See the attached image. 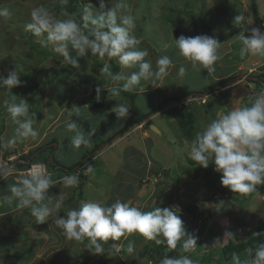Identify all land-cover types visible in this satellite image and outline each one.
<instances>
[{"label":"rangeland","instance_id":"obj_1","mask_svg":"<svg viewBox=\"0 0 264 264\" xmlns=\"http://www.w3.org/2000/svg\"><path fill=\"white\" fill-rule=\"evenodd\" d=\"M69 1L61 3L60 0H0V8L7 7L11 12V16L8 18L0 17V73L6 76V70L16 68L21 75V81L24 82L26 76H23L22 73L27 69L37 75L36 81L40 84L37 88L22 85L13 87L11 92L6 87L0 86V146L4 148L6 142L14 135L16 127L11 122L3 101L8 100L12 95H16L17 102L20 98L25 99L30 104L31 111L36 113V123L33 127L38 130L39 135L35 139L30 138L17 142L13 147L27 152L54 136L57 140L47 146V148H51L53 145L54 148L50 151L44 146L43 154L38 156V160L45 163H48L45 156H49L51 164L48 167L53 174L52 179L60 178L66 175V172L64 169L58 170L57 166H52L51 154H54L60 163L70 166L78 162L96 144L101 143L93 154L100 152L91 161L85 162L90 166V170L85 171V168L81 167V171L88 176L83 185L82 198L79 201H76L77 192L73 193L74 188H66L58 183L59 181L55 186L48 189L46 195L53 201L57 198L59 191V193L65 191L66 198L70 194H74L75 201L72 199L67 203L65 198L66 207H62L58 215L66 214L67 210L71 208H78L83 201H94L109 206L116 199H120L125 202L130 201L133 206L139 207L143 211H151L154 207L176 206L180 209V218L189 227L190 233L197 237L195 251L185 253V255L195 259V256L201 257L210 253L212 260L208 264H233L232 259L228 262L219 260L221 246L229 240L237 241L247 238L248 231L256 225L260 218L264 217V193L252 192L240 196L231 192L226 197L227 199L223 200L227 207H221L217 210L215 208L216 203H218L217 199H211L210 191L202 185V176L194 180L184 173V169L189 166L188 158L190 157L192 141L180 136L177 123L172 120L170 112L160 111L151 118L152 123L158 124L164 130H161L159 134H152L154 137L156 136L157 139H155L159 143L151 148L148 157L145 150V158L142 156L141 160L132 159L134 151L123 143H114V140L119 134H121L119 137L130 135L131 132L126 134L117 131L127 125L128 121L131 120L130 118L136 116L137 106H142L146 110L150 109L151 106L162 102L167 95L172 94L174 89H185L204 94L207 92L208 86L218 83L219 77L226 76V73L240 76L237 77L238 79H234L235 81L232 80L233 83L223 84L224 87L221 84L216 85H221L223 89L230 87L220 94L210 95L207 98L205 106L208 111L202 110L203 106L200 104L191 102L190 106L196 113L195 135L201 132L212 120L217 119L220 113L238 108L235 104L239 103L243 96L249 95L251 97L250 93L257 90L255 89L257 88L256 83L253 84L252 81L249 82L248 80L239 81V79L247 74H260L261 70L264 69V67L262 68L264 58L252 55L241 58L239 55L241 44L238 36L243 32L247 36L249 29L261 26L253 19L252 0H125L129 5L130 13L135 17L136 24L142 26L144 30V35L139 39L141 41L140 47L148 50L147 59L152 61L154 69L160 56L168 54L178 56L179 50L175 47L174 39L178 38L182 31L189 37L194 36L190 29L191 25L187 27L177 26V22L181 23L185 21V18H188L186 20L189 22L193 20L196 22V35L212 34L219 42L221 41V52L220 50L218 52L222 55V59L215 64V71L208 74L204 69L200 71L193 69L190 62L181 56L180 61L178 58L176 63L173 61V67L169 69V74L163 80H142L140 86L131 89L130 91H139V94L135 95L134 98L132 97L133 103L132 100L127 101L121 94H115L107 96L99 109L91 108L92 102L89 95L94 84L101 78L99 75L101 67L105 63H109L107 57L100 59L89 53L82 57L78 68L67 72L71 65L59 53L55 52L51 45L46 48L51 52V55L41 65L35 61L37 57L30 48L31 43L40 46L36 42L37 38L30 31L25 30V25L30 22L31 10L42 6L54 13L58 19H64L66 18L62 15L64 11H57L56 6L67 5ZM106 2L108 5H106L105 11L107 7L114 6L118 0H106ZM224 2L228 5L236 3L235 9L237 10H229ZM256 2L264 20V0H256ZM170 4L180 11L187 9V13H175L174 19L170 22L167 21L166 8ZM87 5L89 4L83 6ZM93 6L98 7V4ZM93 11L96 9L94 8ZM239 14L245 16V21L240 25L236 24L234 20V17ZM188 21L186 23H189ZM201 22L215 30H209L206 33ZM166 44L168 45L167 48L165 47ZM115 60L118 61L117 58ZM181 66L186 68L183 76L178 74ZM54 69L58 70V74L61 76L56 75V79L51 81L50 79L55 73ZM121 73L128 75L130 70L121 69ZM44 80L45 84L43 83ZM123 83L124 81L115 82L111 80L108 88L118 87V85L123 87ZM146 83L149 84L148 86L153 85L154 88H146ZM22 88H25L24 91H21ZM158 88L160 91L157 90ZM229 95L233 97L225 104L227 106H223L216 112L219 103L224 104L226 101L224 99ZM82 97L83 102L82 99L77 100ZM166 103L162 105L165 106ZM119 105H125L129 108L127 118L116 117L114 111ZM84 106L87 109H83ZM242 106H245L244 101L241 103ZM212 107L214 108L213 113H216L215 118H211L210 109ZM88 109L91 110V115L88 114ZM71 122H75L78 130L90 138L89 146L82 145L78 149L73 147L71 141L75 132L70 131L67 127ZM146 131L148 134L151 132V130ZM92 132H94L93 135H91ZM110 136H112L110 143L114 144L108 147L104 143H107L105 140ZM136 142L135 139H132L131 144L140 147L141 144ZM142 143L143 145L146 144ZM143 145L140 148H144ZM10 148L7 147L8 150ZM147 148L150 147L147 146ZM89 155L87 154L83 161ZM117 163L122 165H116ZM143 165L146 167L141 170ZM209 166L214 165L210 163ZM156 168L161 171L157 177H153L147 172L144 178L138 179L143 175L138 173ZM163 172H167V177L163 175ZM135 178L138 179L135 184L141 183L143 189L139 196L132 195L135 191L133 188ZM199 184L200 186L195 191H191ZM221 186L223 185L221 184ZM223 188L229 190L226 186ZM186 191L191 192L188 194ZM140 198H142L141 201ZM186 201L195 202L199 208L206 212L205 214L211 217L206 227L202 228L198 223L193 224L191 222V218L182 209V204ZM44 202L47 203V200ZM13 210L14 207L6 213L9 215L0 216V220H2L0 222V264H99L102 261L100 257L102 253L100 255L94 254L92 253L94 248H88L87 238L83 241L69 240L63 234V230L54 223L55 217L54 219L49 217L44 223L38 224L36 217L31 214L29 208ZM123 240L125 238L122 237L115 243L107 241L103 244L104 251L110 250L113 244L121 245L123 248ZM126 241L127 246L129 242H132L133 252L111 253L109 258L103 259L105 260L104 263L125 264L123 257L127 256L133 260V263L129 264H151L147 260H143L141 254L151 241L145 240L138 233L128 236ZM248 252L249 249H246L241 255H238L245 264L249 262Z\"/></svg>","mask_w":264,"mask_h":264},{"label":"clouds","instance_id":"obj_2","mask_svg":"<svg viewBox=\"0 0 264 264\" xmlns=\"http://www.w3.org/2000/svg\"><path fill=\"white\" fill-rule=\"evenodd\" d=\"M60 2L67 3V0H60ZM106 5H108L106 0H99L98 7L89 3L83 8L79 21L75 18L76 14L74 13L63 12L62 15L66 18L58 19L47 8L35 7L30 12V22L25 25V30L30 31L37 38L36 42L40 46L47 48L51 45L54 51L74 68L79 67L78 57H85L90 53L100 59L117 58L123 69H137L124 75L123 73L113 74L108 63H105L101 68V73L112 81H124L123 89L125 91L140 85L142 80H163L169 74V69L176 63V59L178 58L180 61L181 56L190 62L193 69L198 71L204 69L208 74L215 71V64L222 59V55L219 54L222 47L212 34H210L211 36L201 34L187 37V34L182 31V34L174 39L175 47L179 50L178 56L175 57V54L160 56L154 69L152 61L147 59L148 50L141 48V41L133 35L136 24L135 17L129 11V5L125 0H118L114 6L107 7L105 11ZM94 8L96 11H93ZM10 16L11 12L7 7L0 8V17L8 18ZM234 20L236 24L240 25L245 21V16L236 15ZM178 25L181 26L177 22ZM259 26V28L249 29L247 36L244 32L238 36L241 44L239 49L241 58L246 55L264 58V33L261 32L264 30V20ZM165 47L167 48L168 45L166 44ZM73 51L76 53L75 57L71 54ZM173 61L175 62L173 63ZM263 67L264 65H262ZM6 72V76L0 73V86L6 87L11 92L13 87L21 86L23 81H21V75L16 68L6 70ZM185 72L184 66L178 70L180 76H183ZM261 72H264V69ZM228 74L219 77V80L232 75ZM248 75L241 76L239 81L247 80ZM229 83H233V81L227 82L225 85ZM221 85L204 94L180 89L181 92H191L181 102L186 106H190L191 102L205 106L210 95L220 94L230 87L223 89L225 85L223 87ZM96 91V99L99 100L100 88H97ZM256 92L257 90H254L250 93L251 97L247 95L246 98L254 97ZM171 102L169 100L166 104ZM3 104L11 122L16 126L14 135L4 145L6 149L11 147V151L5 153L4 148L0 146V158H12L9 159L8 165H0V179L10 176L15 181L10 186L11 195L4 197L3 203L11 205L15 201L17 208H29L38 224L44 223L49 217L54 216V223L63 230V234L69 240L83 241L87 238L88 248H94L92 253L97 255L104 252L103 244L110 239L119 241L122 237L127 239L134 233L140 234L147 241L155 242L156 245H166L169 251L175 250L181 241L183 253L195 251L197 237L186 232L179 215L180 209L176 206L154 207L151 211H143L139 207L133 206L130 201L125 202L120 199H116L109 206L94 201H83L78 208H71L67 210L66 214L58 215L60 209L66 207L64 203L65 191L57 192L55 201L50 199L46 193L51 186L56 185L57 181L51 178L53 174L49 167L45 162H33L29 168L18 167L17 162L21 161L20 155L26 154L30 149L24 152L13 147L17 142L30 138L35 139L39 135L38 130L33 127L36 123V113L31 111V106L25 99L20 98L17 102L16 95L3 101ZM204 109L207 110L206 107H203L202 110ZM210 110L213 113L214 108L212 107ZM215 111L217 112V108ZM114 112L117 118H127L129 108L119 105ZM151 117L136 125L129 127L125 125L127 128L121 133L128 134L132 130L147 129V123L150 128V125L153 124L148 122V119ZM215 117L216 113L214 116L211 115V118ZM67 127L70 131L75 132L71 141L73 147L78 149L82 145L85 147L90 145V138L78 130L75 122L69 123ZM111 144L112 142L106 146ZM35 153L25 162L29 163L37 155ZM190 159L205 169L212 163L214 171L221 173L220 182L229 190H225L219 182L217 186L225 190L224 196L221 197L222 193L219 191L210 192L211 199H217L218 203L215 207L217 210L227 207L224 201L231 192L244 195L252 192L264 193L254 191L257 185L264 184V89L260 90L258 96L249 105L245 103V106L220 113L217 119L212 120L201 132H198L191 145ZM86 164L82 166L85 171L88 166ZM152 176L157 177L158 175ZM60 182L66 188L76 187L79 184V178L76 175L66 174L60 178ZM45 200L47 203L44 202ZM111 247L115 253L122 251L121 245L113 244ZM133 250V244L129 242L127 252L132 253ZM232 261L233 264H245L236 253L232 254ZM160 264H199V262L189 255H181L177 258L166 256ZM247 264H264V243L257 245L254 257Z\"/></svg>","mask_w":264,"mask_h":264},{"label":"trees","instance_id":"obj_3","mask_svg":"<svg viewBox=\"0 0 264 264\" xmlns=\"http://www.w3.org/2000/svg\"><path fill=\"white\" fill-rule=\"evenodd\" d=\"M91 3L92 5H96L99 4V0H70L69 4L67 5H58L56 6V10L57 11H64L67 12L69 14H76L75 18L79 21L80 20V16L82 13V10L85 6H83L84 4H89ZM225 6L227 8H229V10L231 9L232 11H236L237 9H235V7H237L236 3H232L231 5L227 4L226 2ZM174 5L170 4L166 9H167V21H171L174 19V15L175 13H187V9H184L182 11L178 10L177 8L173 7ZM234 7V8H232ZM190 11V8H189ZM252 16L253 19L255 20V22H257L258 24H262L263 22V18L261 16V13L258 10L257 7V2L256 0H252ZM188 18H185V21H182L181 27L182 26H190V29L193 33L194 36H196V30H197V24L196 22L193 20L191 22H189L188 20H186ZM181 20H183V18H181ZM186 21H188L189 23H186ZM184 23H186L184 25ZM136 24V22H135ZM201 26L203 28H205L206 32H208V29L213 30V28L208 27V25H206L204 22H201ZM182 30V29H181ZM135 32H133V34L138 38H142L141 36L144 35V30L142 29V26H139L136 24V27L134 29ZM176 32V30H175ZM192 36V37H194ZM211 36V35H210ZM187 37H189L187 35ZM144 40V39H143ZM221 42V41H220ZM30 48L35 52V55L37 57V60H35L38 65H41V63L48 57L51 55V52H49L45 47H41L38 45H33L32 43L30 44ZM73 57L76 56V53L73 52L72 53ZM78 62L79 64L82 61V57H78ZM111 66V72L113 74H120L121 73V69H123L119 62L115 60V58H112L109 60V63ZM103 67V66H102ZM101 67V68H102ZM75 68L74 67H70V70H68L67 72L73 71ZM130 72L132 71H136L137 69H129ZM54 74L52 76V78L50 79L51 81H53V79H56V75H58V77H60L61 75H59V71L54 69ZM23 76H26V78L28 77V80H26L22 83V86H29L32 88H37L39 87V83L36 81V74H33L30 72V70L25 69L23 71ZM100 75V80L98 82H96V84H94V87L92 88L91 94L89 95V99L91 100L92 104H90L91 108H101L102 105L104 104L106 97L110 96V95H115V94H121L123 97H125V99L128 100H132L133 103V99L135 95L139 94V91H125L123 89L122 86L118 85V87H114V88H108V84L110 83L111 79H109L107 76L103 75L101 73V71L99 72ZM237 75H230L224 79H221L218 81V83L216 84H225L227 82H230L234 79H236ZM87 80V79H86ZM247 80L252 81L253 83H256L257 86V92L255 94L254 97L250 98H245V103L246 105H249L251 103L252 100H254L257 96L258 93L260 92V90L264 89V72H261L260 74H249ZM150 82V81H149ZM43 83L45 84V80L43 81ZM143 83V82H142ZM216 84L208 86L206 88V91L211 92L215 87ZM146 85L148 86L149 84L146 83ZM140 86V85H137ZM26 88V87H25ZM24 88V89H25ZM100 88V92H99V96L100 99L97 100L96 96H97V91L96 89ZM24 89L22 88L21 91ZM158 91H160V89H157ZM169 93V92H168ZM189 94H191L190 91H183L181 92V90H177L174 89V92L172 94L167 95V97H165L162 102L157 103L154 106H151L150 109H145L144 107L140 106V107H136V116H133L132 119L130 121H128L127 126H132V125H136L137 123H140L141 121H143L144 119H147L149 117H151L152 115H155L156 113H158L159 111H167L170 112L171 118L172 120H174L177 123V129L180 133V136H182L183 138L190 140L193 142V140L195 139L196 135H195V119H196V113L195 110L192 109L191 106H186L184 104H182L181 100L185 99ZM82 99V98H78L77 100ZM167 100L172 101L169 104H166L165 106L162 105L163 103H166ZM204 108L206 106H203ZM83 109H87L86 106L82 107ZM140 110H139V109ZM82 109V110H83ZM88 114L91 115L92 112L91 110L88 109ZM212 116L215 115L214 113H211ZM127 126H123L120 129H118L117 132H123L126 130ZM53 130V129H52ZM113 136V135H112ZM108 137V139H106L105 141H107V143L104 144H110L111 141V137ZM57 140L54 136H51V138H49L48 140H46L44 143L38 145L37 147L33 148L32 150L28 151L26 154H21L20 155V159L21 161H18V167L20 168H29L30 164L33 162H42L40 160H38V156H40L41 154H43L42 150L44 148V146H46L45 148H47L48 144L53 141ZM103 142V141H101ZM56 143V142H55ZM101 143L96 144L94 147H92V149L87 152L86 154H84L81 159L76 162L73 165H65L60 163L55 157L54 154H52V166H57L58 170H65L66 174L71 176V175H76L79 178V184L76 187H72L73 189V193L77 192V196H76V201H79L81 197V193H82V189H83V185L85 184V181L87 179V174L83 171H81V167L83 165H85V162L87 161H91L93 156L96 154H93L94 150L97 149L99 147ZM52 148H54V146L52 145L51 148H47L50 151L52 150ZM4 152L8 153L11 150L6 149V147H4ZM37 151V155L34 156L29 163H26L25 161L27 159L31 158V155L34 154ZM87 154H90L89 157L83 161V159L86 157ZM44 157V156H43ZM46 157V161H48L47 166H49V164H51L49 162V156H45ZM55 158V159H54ZM189 161V166L187 168L184 169V173L196 180L197 178H199L200 176H202L203 179V185L204 188L207 189L208 191L212 192V193H216L217 191H219L220 193H222L221 197L224 196L225 190H222L221 188H219L217 185L220 182L221 179V173H218L216 171H214V166H209L208 168H203L200 167L199 165H196L195 161H192L190 159V157L188 158ZM44 162V161H43ZM61 165V167H59ZM87 165V164H86ZM50 169V168H49ZM89 170V165L87 166V170ZM159 173L158 169H154L151 170V175H155L157 176ZM163 176V175H162ZM51 178H53V176H51ZM255 192L260 191V192H264V184L261 185H257L256 189L254 190ZM240 196H243L244 194H240L237 193ZM79 195V196H78ZM211 197V195H210ZM72 199H74L73 201H75L74 198V194H70L69 197L67 196L66 198V202L69 203ZM69 206V204H68ZM182 209L183 211L191 218V222L193 224H197L200 227H206V225L208 224L209 220H210V216H208L207 214H205L206 212H204L201 208H199V206L195 203V202H183L182 204ZM183 225L184 228L186 230V232L190 233L189 231V227L185 224L184 220H183ZM110 243H115V241L113 240H109ZM89 243V241H88ZM260 243H264V217L260 218L258 220V222L256 223V225L254 227H252L247 234V238L246 239H239L237 241H232L229 240L227 243L223 244L221 246V253L219 257V260L222 262H228L229 260L232 259V254L236 253L237 255H241V253L246 250L249 249L248 252V257H249V261L254 257L255 255V249L257 247L258 244ZM123 244V248H122V252L126 253L127 252V241L126 239L122 241ZM182 247V241L180 243H178L177 248L175 250L169 251L166 247V245H156L155 242L151 241L146 248L143 249L142 254V258L143 260H147L148 262H151V264H160V262L167 256V257H173V258H177L181 255H185V253L182 252L181 250ZM111 253H114V250L112 249V247L110 248V250H106L104 251L100 257L102 258V261L99 264H106L104 263L106 258H109L108 256H110ZM215 253V252H214ZM125 255V254H124ZM119 259V258H118ZM123 260L125 262V264H129V263H133V260L130 259L129 257H123ZM199 262V264H208L212 258H211V254H204L201 257H196L195 259Z\"/></svg>","mask_w":264,"mask_h":264},{"label":"crops","instance_id":"obj_4","mask_svg":"<svg viewBox=\"0 0 264 264\" xmlns=\"http://www.w3.org/2000/svg\"><path fill=\"white\" fill-rule=\"evenodd\" d=\"M178 27H181V26H178ZM182 31V30H181ZM226 74H228V73H226ZM223 76V75H222ZM153 86V85H152ZM152 86H147L146 88H150V89H152V88H154V86L152 87ZM231 97H233V96H229L227 99H225L226 101H225V103L224 104H220L219 102V107L217 108V111L218 110H220V108H222L223 106H227V105H225V104H227V102H229L230 100H231ZM246 98V95L245 96H243L242 98H241V101H239V103H236L235 105H236V107H241V103L244 101V99ZM238 99V97L236 98V100ZM244 105V104H243ZM155 116V115H154ZM153 116V117H154ZM152 118V117H151ZM151 118L150 119H148L149 121L148 122H150V123H152L151 122ZM130 119H132V118H130ZM155 127H156V129H157V132L156 131H154V130H152V128H148L149 127V125H148V123H147V125L146 126H148L147 127V129H145V128H142V129H136V130H132L131 131V133H129L130 135H128L127 137L125 136V135H122L121 137H117V139H115L114 140V143H123V144H125V145H127V147H129L131 150H133L134 151V153H132V159H137V160H141L142 159V156H143V158H145V153H144V151L146 150L147 151V153H146V155H147V157H148V154H150V151H151V148L154 146V145H156L157 143H159V141L158 140H156L157 138H156V136L154 137L152 134L153 133H157V134H159V132H161V130H164L163 129V127H161V126H159L158 124H154V123H152ZM146 130H151V132H149V134H148V131H146ZM128 133V132H127ZM133 135V136H132ZM125 136V137H124ZM129 136H131L130 138H128ZM134 137V138H133ZM122 138V139H121ZM156 138V139H155ZM132 139H135V141H137V142H139L141 145H143V143L142 142H144V143H146L145 145H143V147L144 148H140V147H142L141 145H140V147L139 146H135V145H132L131 144V142H132ZM120 142H119V141ZM116 141V142H115ZM136 142V143H137ZM114 143H112V144H114ZM111 144V145H112ZM137 145V144H136ZM192 145V144H191ZM110 146V145H109ZM108 146V147H109ZM147 146H149L150 148H147L146 149V147ZM143 151V152H142ZM146 161V160H145ZM139 162V161H138ZM145 163V162H144ZM146 163H147V161H146ZM153 163H155L154 161H153ZM116 165H119V163H117ZM122 165V164H121ZM121 165H119V166H121ZM150 165H151V163H150ZM139 167V166H138ZM146 167V165L144 166H142L140 169L141 170H144V168ZM150 168V167H149ZM147 169V168H146ZM156 169H158V168H156ZM155 169V170H156ZM151 170H154V169H151ZM158 171H159V173H161V171L158 169ZM148 172V174L150 175L151 174V171H145V172H143V173H138L139 175H141V174H143L142 176H140V178H138V179H141V178H144V176H145V173H147ZM158 173V174H159ZM162 175V174H161ZM163 175L164 176H166L167 177V172H163ZM61 178V177H60ZM60 178H57L56 179V181H59L58 183H61L62 185H63V183L62 182H60ZM138 179H134L135 181L133 182V188L135 189V191H134V193L132 194V195H140V192L143 190L142 189V185H140L139 184V182H137L136 184H135V182L138 180ZM8 181H9V186H8ZM15 183V181L13 180V177L11 178L10 176H7V177H5V178H1L0 179V216H7V215H9V214H6L7 212H8V210L9 209H11L12 210V208L14 207V210H18L19 208H17L16 207V202L15 201H13V203L11 204V205H9V204H7V203H3V198L4 197H6V196H9V195H11V193H10V186L11 185H13ZM220 185H221V183H220ZM200 186V184L199 185H197V186H195L194 187V189H192L191 191H195L198 187ZM223 187V186H222ZM153 191V190H152ZM191 191H186V192H188V194H190V192ZM142 200V198H140V201ZM135 203V202H134ZM136 204V203H135ZM13 210V211H14ZM16 212V211H15ZM50 218H53L54 219V216H52V217H50ZM52 220V219H51ZM2 220H0V222H1Z\"/></svg>","mask_w":264,"mask_h":264},{"label":"built area","instance_id":"obj_5","mask_svg":"<svg viewBox=\"0 0 264 264\" xmlns=\"http://www.w3.org/2000/svg\"><path fill=\"white\" fill-rule=\"evenodd\" d=\"M9 159H12L11 157H5V158H0V165H8Z\"/></svg>","mask_w":264,"mask_h":264},{"label":"water","instance_id":"obj_6","mask_svg":"<svg viewBox=\"0 0 264 264\" xmlns=\"http://www.w3.org/2000/svg\"><path fill=\"white\" fill-rule=\"evenodd\" d=\"M262 33H264V30H262ZM150 128H152V130H154V131H156V132H157V129H156V127H155V126H153V125H150ZM55 144H56V143H55ZM35 154H37V152H36ZM51 156H52V154H51ZM51 156H50V158H51Z\"/></svg>","mask_w":264,"mask_h":264}]
</instances>
